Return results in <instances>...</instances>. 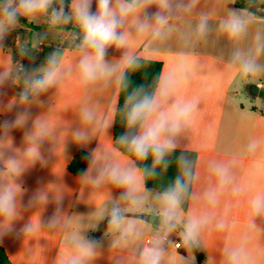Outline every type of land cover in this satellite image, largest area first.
Wrapping results in <instances>:
<instances>
[{"label": "crops", "instance_id": "1", "mask_svg": "<svg viewBox=\"0 0 264 264\" xmlns=\"http://www.w3.org/2000/svg\"><path fill=\"white\" fill-rule=\"evenodd\" d=\"M236 2L173 0L170 19L159 34L154 22L147 30L136 31L130 17L122 29L127 32L126 48H110L107 56L117 66V73L124 67L125 52L163 63L155 93L161 112L170 113L178 103L198 101L190 123L178 137L177 148L197 154L196 179L189 207L182 210L181 219L206 213L211 216L202 232V247L194 253L197 264H231L230 253L234 250L239 251L241 264H264V216L254 217L250 203L255 196L264 195V100L260 96L264 90V9L256 14ZM149 11L156 8L153 6ZM233 13L246 19V29L238 37L230 36L221 27ZM202 19H206L203 33L198 30ZM30 24L44 23L20 21L19 27L29 36L35 31ZM63 27L68 36L53 48L61 49L64 67L72 70L58 86L40 97L42 105L31 109L53 133L41 146L42 159L32 163L25 155L27 145L20 130L13 133L14 147L6 142L27 166L22 177L25 204L33 194H43L46 199L21 208L15 222L18 234L4 238L0 244L13 264H66L78 252L70 241L79 234L102 242L90 264H135L132 248L111 247L114 233L107 219L100 220L97 215L106 202L119 195V190L111 184L93 189L81 176L68 170L79 151L102 161L105 158L121 164L133 161L114 146L120 83L114 74L107 80L82 84L76 67L80 54L65 47L70 33L78 32V28L71 24ZM25 60L6 45L0 49V67ZM245 60H254L262 71L245 77L241 71ZM252 85L259 87V96L250 93ZM164 90L166 96L161 94ZM16 91L19 88H8V98ZM85 111L92 113L91 122L83 119ZM3 118L0 114V119ZM77 131L87 133L88 139L77 140ZM212 162L228 167L233 183L227 189L220 190L218 177L210 166ZM88 166L89 161L86 170ZM7 167L8 161L0 159V169L7 171ZM233 187L239 189L238 194L232 191ZM213 189L218 193L215 205L205 195ZM131 213L157 214L155 209H146L129 212L127 216ZM52 217L55 223L50 225ZM135 219L145 225L144 238L139 243L146 244L159 227ZM25 223H32L34 231L19 232ZM219 223L224 227L218 228ZM173 234V238H180V229ZM189 255L193 253L183 246L178 250L171 242L164 264H181V257Z\"/></svg>", "mask_w": 264, "mask_h": 264}, {"label": "clouds", "instance_id": "2", "mask_svg": "<svg viewBox=\"0 0 264 264\" xmlns=\"http://www.w3.org/2000/svg\"><path fill=\"white\" fill-rule=\"evenodd\" d=\"M173 0H0V49L5 40L20 26L21 19L28 23H45L50 28L73 25L78 32L71 34L70 43L78 52L77 69L80 82L84 85L107 80L116 74V80L127 91L124 101L125 131L118 137V143L124 146L138 161H146L152 157V165L140 168L135 161L121 164L111 158L103 161L86 155L89 161L87 170L80 175L93 189L111 184L119 190V195L106 202L98 212L100 220L107 219L109 229L114 233L111 247L124 250L132 248L135 264H164L168 244L172 234L180 229L182 246L193 255L181 257V264H197L194 253L202 247V232L211 220L209 214L181 219L182 205L189 196L190 185L196 174L191 162L181 153L173 155L178 148V137L190 123L193 113L198 108V101H188L174 105L170 113L160 111V103L155 94H148L143 85L133 86L131 76L141 69L138 58L127 52L122 57L123 69L117 73V66L107 59L110 48H126L127 32L125 25L132 18L136 31L143 32L157 26L156 32L166 25L172 12ZM156 11H149L152 7ZM251 7V4H249ZM230 36L238 37L246 29V19L233 13L221 25ZM206 19H202L198 30L203 33ZM47 33H33L31 46L20 49V56L34 62L39 47L44 43ZM78 41V42H77ZM71 68H65L61 49H54L45 62L36 67H25L20 61H12L0 67V159L8 161L7 171L0 169V242L4 238L18 234L15 227L19 210L45 200L43 194H33L27 205L23 197L25 192L22 177L26 165L17 158L6 142L15 146L17 130L22 131L26 142L25 155L32 163L42 159L41 146L45 139L52 136V130L31 109L40 106L42 95L58 86L64 75ZM242 74L247 77L262 71L254 60H245L241 66ZM8 88H19L11 98L7 96ZM162 95H167L164 90ZM83 119L91 122L93 115L89 111L83 113ZM75 138L79 141L88 139L87 133L77 131ZM175 165L176 175L172 182L160 191H152L146 186V177L157 175L156 168L167 172ZM211 168L218 177L220 190L227 189L233 183L228 167L219 162H212ZM12 179L9 180L8 177ZM234 193L239 192L236 187ZM209 203H218L215 189L206 192ZM57 203H60L59 201ZM254 217L264 216V195H257L251 200ZM155 209L159 220V229L151 240L139 243L145 234V225L129 212ZM48 223L54 224L55 217ZM254 226V225H253ZM32 223H25L19 232L34 231ZM223 228L222 223L217 224ZM74 243L78 252L71 256L66 264H90L102 248V242L84 235H75ZM181 245L178 244L177 247ZM231 264H241L240 253H230Z\"/></svg>", "mask_w": 264, "mask_h": 264}, {"label": "trees", "instance_id": "3", "mask_svg": "<svg viewBox=\"0 0 264 264\" xmlns=\"http://www.w3.org/2000/svg\"><path fill=\"white\" fill-rule=\"evenodd\" d=\"M237 6L244 7L247 9H250L254 11V13L258 14L257 11L259 9H264V1L263 0H237L236 2ZM249 4H251V7H249ZM21 21L26 22L25 20L21 19ZM27 23V22H26ZM34 29L41 27V28H48L49 26L47 24H43L41 26H34L33 24H30ZM78 30V29H76ZM79 31V30H78ZM65 47L70 49H75L72 44L67 43ZM141 64V69L139 72L131 76V79L133 81V86L135 85H143L147 91L148 94H155L158 85L160 82V77L162 73L163 63L161 61L157 60H150L145 59L142 57H137ZM131 89L125 90L122 85L120 84L119 88V98H118V108L117 113L115 117V124H114V146L116 149H118L120 152L125 154L126 156L130 157L133 161L136 162L137 166L140 168H144L145 166L150 167L152 165V157L149 156L148 160L146 161H138L134 156L131 155L127 151V149L120 145L118 143V137L124 133L125 131V109H124V101L125 96L127 95V91H130ZM260 96L264 100V90L260 93ZM183 153L185 157L191 162L193 166V170L195 172V165L197 161V154L196 152L187 151V150H179L177 149L175 154L173 155V160L175 159V156L180 155ZM89 153L86 151H79L73 158V160L70 162L68 166V170L74 174L75 176H81L80 173L82 170H86V166L88 163V159H86V155ZM157 175L155 177L151 178H145L146 179V186L150 190L154 191H160L163 190L165 187H167L172 180L174 179L176 175V169L175 165L173 164L167 172H163L160 167L156 168ZM192 185H190L189 188V196L184 200V203L182 205V210L187 211L189 207V201H190V194L192 190ZM202 259V255H200ZM0 264H13L6 253L4 247L0 244Z\"/></svg>", "mask_w": 264, "mask_h": 264}, {"label": "rangeland", "instance_id": "4", "mask_svg": "<svg viewBox=\"0 0 264 264\" xmlns=\"http://www.w3.org/2000/svg\"><path fill=\"white\" fill-rule=\"evenodd\" d=\"M35 33L45 34L47 33L46 39L44 40V43L40 45L39 47V53L36 54V59L34 62H29V60L26 58L24 61L25 67H36L40 66L45 62L46 57L54 50L53 46L57 45L59 42H62L65 37H67V31L63 26L56 27L53 29H47V28H41L38 27L34 29ZM33 32V33H34ZM33 33L29 36L28 33L24 32L22 28L18 27L15 31H13L9 37L5 40V45L8 48L9 51H16L20 54V49L25 46H31L32 36ZM75 33L71 32L70 34ZM71 38L68 39L66 42L70 43ZM78 42V41H77ZM172 236H175L172 234Z\"/></svg>", "mask_w": 264, "mask_h": 264}, {"label": "water", "instance_id": "5", "mask_svg": "<svg viewBox=\"0 0 264 264\" xmlns=\"http://www.w3.org/2000/svg\"><path fill=\"white\" fill-rule=\"evenodd\" d=\"M259 87L257 85H252L250 88V93L253 96H259ZM130 217H134V218H139V219H143L147 222H149L152 225L158 226L159 227V220H158V216L157 214H142V213H131L129 214Z\"/></svg>", "mask_w": 264, "mask_h": 264}, {"label": "built area", "instance_id": "6", "mask_svg": "<svg viewBox=\"0 0 264 264\" xmlns=\"http://www.w3.org/2000/svg\"><path fill=\"white\" fill-rule=\"evenodd\" d=\"M171 242L173 243V246L176 248V249H181L182 248V242H181V239L178 238V237H171ZM170 242V243H171ZM180 244L181 246L180 247H177V245Z\"/></svg>", "mask_w": 264, "mask_h": 264}]
</instances>
